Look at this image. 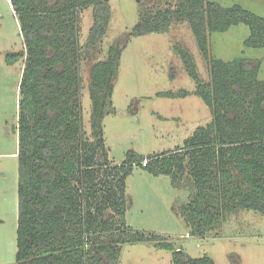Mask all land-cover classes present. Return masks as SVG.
Returning <instances> with one entry per match:
<instances>
[{"label": "trees", "instance_id": "1", "mask_svg": "<svg viewBox=\"0 0 264 264\" xmlns=\"http://www.w3.org/2000/svg\"><path fill=\"white\" fill-rule=\"evenodd\" d=\"M23 49L5 54L23 60L15 130L18 135V216L15 264H117L121 245L152 241L172 249L173 264H215L208 256L173 250L160 235L131 229L125 220L126 178L136 167L168 175L174 186H191L177 209L190 234L216 233L239 209L264 216V80L256 62L211 58L209 35L243 23L245 45L264 46V17L240 4L219 0H164V7L142 10L132 35L166 32L187 21L207 62L202 80L190 52L175 46L194 94L211 118L185 144L147 156L128 152L114 164L107 156L103 118L114 111L112 92L124 43L110 45L105 59L89 66L90 138L81 103V61L101 52L111 9L108 0H10ZM91 7L92 25L79 40L81 13ZM190 92L161 91L157 97ZM101 155L102 158L101 159Z\"/></svg>", "mask_w": 264, "mask_h": 264}, {"label": "rangeland", "instance_id": "2", "mask_svg": "<svg viewBox=\"0 0 264 264\" xmlns=\"http://www.w3.org/2000/svg\"><path fill=\"white\" fill-rule=\"evenodd\" d=\"M222 6L240 4L264 17V0H219ZM111 17L102 37L101 52L81 61L83 127L90 138L91 101L87 89L92 61L106 58L111 44L121 42L112 92L114 111L103 118L104 146L114 164L128 152L150 155L174 150L185 144L196 128L211 118L208 106L193 93L195 82L188 75L175 49L177 44L193 57L199 77L207 81L209 71L187 21L173 23L166 32L132 35L144 8L164 7V0H108ZM91 7L81 13L79 40L83 44L92 25ZM247 25L240 23L209 35L211 58L244 57L259 66L264 80V46L244 41ZM23 49L19 23L10 0H0V264H15L18 216V135L15 130L19 81L23 60L7 63L5 54ZM187 90L185 97H157L161 91ZM101 159L102 155H101ZM191 186H174L168 175H152L136 167L126 178L125 220L134 231L162 236L173 250L192 257L208 256L215 264H264V216L252 209L231 213L216 233L191 235L178 207L189 200ZM172 249L152 241L124 243L117 264H173Z\"/></svg>", "mask_w": 264, "mask_h": 264}]
</instances>
